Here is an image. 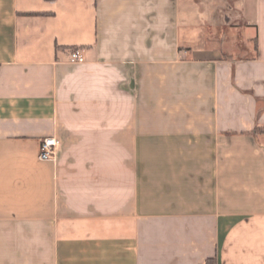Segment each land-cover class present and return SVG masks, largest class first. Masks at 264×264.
Returning <instances> with one entry per match:
<instances>
[{"label":"crops","instance_id":"0c3cea01","mask_svg":"<svg viewBox=\"0 0 264 264\" xmlns=\"http://www.w3.org/2000/svg\"><path fill=\"white\" fill-rule=\"evenodd\" d=\"M0 264H264V0H0Z\"/></svg>","mask_w":264,"mask_h":264},{"label":"built area","instance_id":"2783aa9c","mask_svg":"<svg viewBox=\"0 0 264 264\" xmlns=\"http://www.w3.org/2000/svg\"><path fill=\"white\" fill-rule=\"evenodd\" d=\"M70 63L71 64L85 63L83 50L79 48L72 50V52L70 53ZM59 148H60V142L56 138L44 139L41 144L39 159L44 162H51L56 160Z\"/></svg>","mask_w":264,"mask_h":264}]
</instances>
